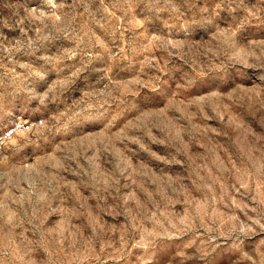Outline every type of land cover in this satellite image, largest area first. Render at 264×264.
<instances>
[{"label":"rangeland","instance_id":"rangeland-1","mask_svg":"<svg viewBox=\"0 0 264 264\" xmlns=\"http://www.w3.org/2000/svg\"><path fill=\"white\" fill-rule=\"evenodd\" d=\"M0 264H264V0H0Z\"/></svg>","mask_w":264,"mask_h":264},{"label":"built area","instance_id":"built-area-1","mask_svg":"<svg viewBox=\"0 0 264 264\" xmlns=\"http://www.w3.org/2000/svg\"><path fill=\"white\" fill-rule=\"evenodd\" d=\"M21 128H23V129H29L30 127H29V125H21Z\"/></svg>","mask_w":264,"mask_h":264}]
</instances>
